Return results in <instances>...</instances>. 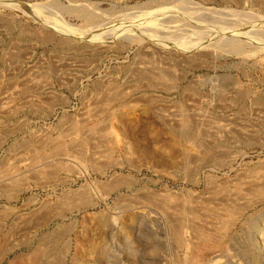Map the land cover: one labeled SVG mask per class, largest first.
I'll use <instances>...</instances> for the list:
<instances>
[{
	"label": "rangeland",
	"instance_id": "1",
	"mask_svg": "<svg viewBox=\"0 0 264 264\" xmlns=\"http://www.w3.org/2000/svg\"><path fill=\"white\" fill-rule=\"evenodd\" d=\"M263 155L264 0H0V264H264Z\"/></svg>",
	"mask_w": 264,
	"mask_h": 264
},
{
	"label": "bare ground",
	"instance_id": "2",
	"mask_svg": "<svg viewBox=\"0 0 264 264\" xmlns=\"http://www.w3.org/2000/svg\"><path fill=\"white\" fill-rule=\"evenodd\" d=\"M111 91L112 90L109 88V86H107L106 88H102L101 90H99L97 92V94H98L97 96L99 97V99H100L99 101H100L101 106H102L99 110L92 111V112L89 110H86L85 112L79 114V116H76V118L74 120H72L74 122L71 124V128H70L71 133L70 134L73 137L77 136L78 133H84V132H86V133L90 132L91 133V131H94L96 129H100V130L103 129V131L105 129V130H107V133L109 132V130L110 131L115 130L116 125L118 124V122H117L118 120H116L117 118L115 119V117L111 116V114L109 113L111 106H113L114 102H115V99H113V97H111ZM92 105H96V104L94 103ZM71 119H73V118H71ZM67 127H69V126H67ZM104 132L106 133V131H104ZM22 134H24V133H22ZM32 141H33V144L30 145L29 147L27 146L28 148L26 149V152L22 154V158L23 159L27 158V159L22 160V161H26V162L28 160H30V161L33 160L34 162L38 161V160H36L37 154L39 153V151L41 149H40V146L37 145L36 141L35 142H34V140H32ZM30 143H31V141H30ZM22 161H20V162L22 163ZM26 162H24V163H26ZM42 164H44V162H42ZM46 164L47 163L45 161L44 166ZM235 179H236V177L234 178L235 182L233 181V178L230 179L234 183H230L229 179L228 180L226 179L225 182L229 181L230 184L228 183V185H230V186L226 187V185H225L226 188L221 189V190L220 189L216 190V192L214 193V196H215L214 199L216 201H218V204H215L216 206H214V208H217L221 212V214L223 213V215H224V213L225 214L233 213V210H238V214H240V213L247 211L248 209L251 210V208H253L257 205L264 204V163L261 167L259 166L258 168L252 170L247 175H245L244 179L242 178L239 180V177H238V181ZM52 182L48 183V185L50 184V186H52V184H54ZM225 184H227V183H225ZM220 185H222V184H220ZM88 188H90V187H88ZM213 188H216V187H213ZM95 189H96V187H95ZM211 213H214V212H211ZM233 215H234V213H233ZM213 225H215V224H213ZM188 262L190 263V261H188ZM193 263L195 264V262H193Z\"/></svg>",
	"mask_w": 264,
	"mask_h": 264
}]
</instances>
